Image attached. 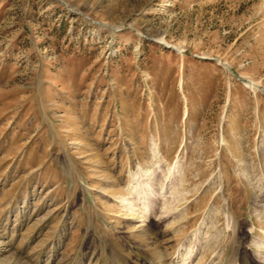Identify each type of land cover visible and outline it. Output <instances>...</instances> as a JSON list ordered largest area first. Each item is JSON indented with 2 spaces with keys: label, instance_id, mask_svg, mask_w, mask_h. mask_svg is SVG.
<instances>
[{
  "label": "rangeland",
  "instance_id": "374dc122",
  "mask_svg": "<svg viewBox=\"0 0 264 264\" xmlns=\"http://www.w3.org/2000/svg\"><path fill=\"white\" fill-rule=\"evenodd\" d=\"M0 264H264V0H0Z\"/></svg>",
  "mask_w": 264,
  "mask_h": 264
},
{
  "label": "bare ground",
  "instance_id": "6f19581e",
  "mask_svg": "<svg viewBox=\"0 0 264 264\" xmlns=\"http://www.w3.org/2000/svg\"><path fill=\"white\" fill-rule=\"evenodd\" d=\"M185 263V262H184Z\"/></svg>",
  "mask_w": 264,
  "mask_h": 264
}]
</instances>
